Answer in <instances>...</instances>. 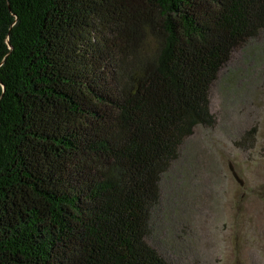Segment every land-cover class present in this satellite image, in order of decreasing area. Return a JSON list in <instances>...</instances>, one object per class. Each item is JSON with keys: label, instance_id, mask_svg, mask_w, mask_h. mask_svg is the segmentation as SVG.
Returning a JSON list of instances; mask_svg holds the SVG:
<instances>
[{"label": "trees", "instance_id": "obj_1", "mask_svg": "<svg viewBox=\"0 0 264 264\" xmlns=\"http://www.w3.org/2000/svg\"><path fill=\"white\" fill-rule=\"evenodd\" d=\"M257 49L264 0H0V264H172L160 185Z\"/></svg>", "mask_w": 264, "mask_h": 264}, {"label": "rangeland", "instance_id": "obj_2", "mask_svg": "<svg viewBox=\"0 0 264 264\" xmlns=\"http://www.w3.org/2000/svg\"><path fill=\"white\" fill-rule=\"evenodd\" d=\"M209 99L215 123L161 183L148 243L172 264H264V51L235 52Z\"/></svg>", "mask_w": 264, "mask_h": 264}, {"label": "water", "instance_id": "obj_3", "mask_svg": "<svg viewBox=\"0 0 264 264\" xmlns=\"http://www.w3.org/2000/svg\"><path fill=\"white\" fill-rule=\"evenodd\" d=\"M230 170L234 176V178L240 183L242 184V181L239 179L238 175L236 174V172L234 171V169L230 166Z\"/></svg>", "mask_w": 264, "mask_h": 264}]
</instances>
